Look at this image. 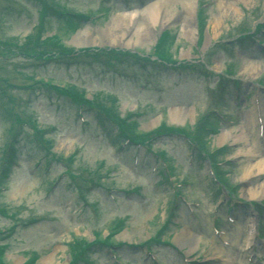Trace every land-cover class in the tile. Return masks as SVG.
<instances>
[{"label":"rangeland","instance_id":"1","mask_svg":"<svg viewBox=\"0 0 264 264\" xmlns=\"http://www.w3.org/2000/svg\"><path fill=\"white\" fill-rule=\"evenodd\" d=\"M165 1L167 0H0V42L4 41L9 46L6 47V61L0 57V177L1 159L11 145L16 150L15 162L19 166L11 169L5 191L0 193V211L4 212L0 213L5 214V217H0V248L3 247L0 249L1 264H67L68 253L73 244L83 239L89 240L92 237L90 230L94 228H99L97 230L101 233L98 237H103L105 226L117 217L128 218L124 230L117 236L126 241L127 245L119 249L104 247L102 251L109 254L115 250L120 257L119 264H145L141 261L146 254L145 248H142L145 245L140 244L149 237H154L160 230L163 232L160 242L171 243L174 247L183 249L192 264H203L208 257H218L224 261L232 259L246 264L241 261L239 250L246 248L245 241L250 237L249 227L253 219L249 212L250 204L264 201V151L260 146L254 145L253 137H256L244 132L243 128L249 123V118L254 119L253 100L264 99V36L261 37L263 44L260 46L251 38L243 44H238L237 39L241 31H253L254 26L262 20L264 1L204 0L208 4L203 14L204 40L198 48L197 44L200 42L193 16L197 0H193L191 23L186 29L184 7L172 5L167 13L168 4ZM156 4L160 6L155 24H150L148 38H144L140 44H132L131 41H135L132 36L142 19L141 12ZM44 5L46 15L41 17L40 11L45 8ZM57 8L74 15L90 17L77 29L82 41H88L87 45H75L73 40L78 36L77 32L72 34L59 21L56 22L52 13ZM101 12H105L106 16L102 17ZM130 13L136 14V22L128 25L122 38L117 34L116 42L103 36L112 28L116 18ZM41 22V29L35 33ZM160 31L169 32L168 54L176 61L204 58L207 49H210L213 50L210 52L212 71L221 72L227 61H232L235 66L233 70L241 82L239 88L242 90L238 91L237 96L231 92L226 104L219 108L220 115L227 123L217 119L216 134L207 137L206 144L208 148L226 145L233 149L230 155L234 160L229 162L227 154L218 157L219 162L223 159L224 162H229L222 172L228 184L234 188L235 200L243 204L236 207L239 219L233 225H226L224 222L225 217L230 214V203L227 205L224 199L220 201V194H217L207 174L206 161L200 164L199 157L195 155L194 158L192 148L182 137H161L159 141L162 143L156 148L165 150L166 158L173 159L175 177L172 176L171 179L186 184L179 189L176 187L175 192L181 193L186 204L197 205L198 208L192 210L196 223L181 200L176 203L177 208L173 206L171 212L169 209L166 214L167 202L175 200L174 186L171 187L165 179L160 181L158 170L156 172L153 162L147 161L149 159L143 156V150L133 147L127 149L129 157L137 156V165H133L130 159L122 157L117 153V148L112 147L107 135L111 132V127L100 128L92 112L75 113V108L67 100V103H62L50 89V85H68L83 90L86 98L96 92L115 96L120 115L135 111L133 114L141 116L137 119L138 130L141 132H151L158 126L188 129L193 125L197 112L211 102L197 98L204 94L203 84L201 80L189 77L191 72H182L179 77L170 74L166 78H157L150 65V68L144 69L141 63L132 62L133 67L124 60L122 65H112L114 67H110L111 74H107L108 69L95 67L106 61V56L98 57L99 64L92 66L97 60L90 58V55L73 60L40 62H30L20 54L17 58L11 55L16 54L13 45L19 46L27 37L35 36L41 41L48 39L43 44L44 51L57 50L46 44L53 36L55 38L51 41L69 50L85 46H109L147 53L155 44ZM254 36L260 38L261 34ZM220 42H227L226 44H230L229 48L224 50L216 47ZM71 61L73 63L69 64ZM101 66L106 68V65ZM41 81L44 84H36ZM25 88L28 90L23 91ZM192 93L194 97L190 98L188 95ZM236 99L239 102L237 107L233 105ZM19 104H24L22 108L27 112L26 116L32 114L33 120L43 130L44 141L52 140L54 148L50 153L55 157H49L53 161L48 168L45 166V152L34 147L25 134L18 137L19 145L13 144L21 126L16 123L18 116L10 118L8 112L14 111L15 115L16 112H21ZM149 107L154 108V112H149ZM173 111L185 112V115L174 118L171 115ZM249 114L251 117H247ZM48 127L54 130L48 133ZM250 128H254V123ZM63 164L68 166V171ZM143 165L148 168L144 170ZM89 171L95 174L93 180L111 182L112 188L117 191L138 187L140 196H132L133 200H127L121 194H115L120 199L117 204H112L100 198L102 193L96 187H90L92 192L89 198L85 197L83 200L88 199L93 204L89 206L92 211L86 205L80 214L73 193L74 187L76 184L84 185L83 182L87 180L83 178ZM67 172L79 174L80 179L77 176H67ZM6 212L10 216L15 215L17 219L12 221L6 218ZM261 212L264 218V210ZM168 213L171 215V224L163 229ZM215 217L218 218L214 219ZM194 223L202 227V230H198L200 236L188 241L189 245L180 244L179 236L197 231ZM214 224L224 233L219 240L210 231ZM261 228V235L264 237V222ZM221 241H227L231 247L225 248L220 244ZM152 249L158 252L156 257L163 264H183V253L177 256L171 248H157L155 245ZM94 252L95 255L88 262L112 264L106 261V255H97L96 249ZM31 253H36L37 256H32Z\"/></svg>","mask_w":264,"mask_h":264},{"label":"bare ground","instance_id":"2","mask_svg":"<svg viewBox=\"0 0 264 264\" xmlns=\"http://www.w3.org/2000/svg\"><path fill=\"white\" fill-rule=\"evenodd\" d=\"M168 6H167V13L170 12V7L172 5H176L179 4L181 6L184 7L185 9V19H184V23H185V29L188 28V24L191 23L190 17L192 15V8H193V0H167L165 1ZM159 6L160 4H156V5H152L149 6L148 8H146L145 10H143L141 12L142 14V19L141 22H139L137 24V28L135 30L134 35L132 36V39H134L135 41H131V43L134 45L136 44H140L141 41H143L144 38H148L149 32H150V24L154 25L155 21H156V17L158 14V10H159ZM136 16V14L134 13H130L128 15H124V16H120L118 18H116L112 24V28L106 32L105 38L109 37L113 40H116L117 42V34L121 35H125L127 32V29L129 28V26H131V24L135 23L136 20L134 19ZM129 25V26H128ZM126 28V29H125ZM125 29V32L123 31ZM121 36V38L123 37ZM103 38V37H101ZM83 38L76 36L73 40L74 44L77 46H84L87 45L86 43L88 41H82ZM128 46V45H127ZM130 46V45H129ZM188 113L191 114V112L189 111ZM171 115L174 116V118L177 116V118L182 117L183 115H185V112H179V111H173L171 112ZM250 128V124H247V128H245V132H248ZM223 141L225 140L224 136H222ZM264 164V163H263ZM261 164V166L263 165ZM262 169V168H261ZM194 240L193 237H191L189 234L185 235V236H181L178 238V242L182 245L187 244L188 241H192Z\"/></svg>","mask_w":264,"mask_h":264}]
</instances>
